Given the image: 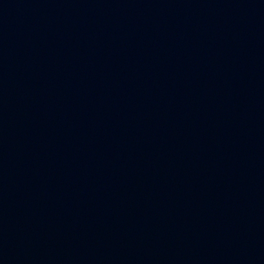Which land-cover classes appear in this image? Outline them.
Here are the masks:
<instances>
[{"label": "water", "instance_id": "obj_1", "mask_svg": "<svg viewBox=\"0 0 264 264\" xmlns=\"http://www.w3.org/2000/svg\"><path fill=\"white\" fill-rule=\"evenodd\" d=\"M0 264H264V0H0Z\"/></svg>", "mask_w": 264, "mask_h": 264}]
</instances>
